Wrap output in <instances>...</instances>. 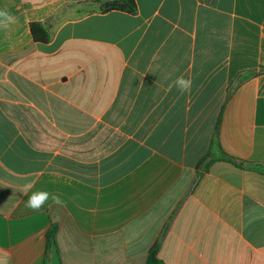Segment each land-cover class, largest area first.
Returning a JSON list of instances; mask_svg holds the SVG:
<instances>
[{"label":"crops","instance_id":"crops-1","mask_svg":"<svg viewBox=\"0 0 264 264\" xmlns=\"http://www.w3.org/2000/svg\"><path fill=\"white\" fill-rule=\"evenodd\" d=\"M91 1L0 0V264H264V0Z\"/></svg>","mask_w":264,"mask_h":264},{"label":"trees","instance_id":"trees-1","mask_svg":"<svg viewBox=\"0 0 264 264\" xmlns=\"http://www.w3.org/2000/svg\"><path fill=\"white\" fill-rule=\"evenodd\" d=\"M85 5L90 8H92L94 5H98L99 10L103 12L108 10H119L129 14H134L136 11V5L134 0H110L109 2L104 4L101 3V0H95L91 2H86ZM29 31L34 42H38V43L48 42L49 40L48 29L45 27L44 24L40 22H32L29 24ZM216 131L217 129L215 130V132ZM215 148L216 146L214 140H212L207 157L210 156V154ZM205 159L206 158H204L201 161V165H203L204 170L207 169V166L209 164V163L207 164L205 163ZM220 159L234 164L233 160L225 155L222 156ZM55 234H56L55 227H53L49 232H47L46 247L51 248L53 245H55ZM144 264H163L162 260L157 256V245H154L149 250Z\"/></svg>","mask_w":264,"mask_h":264},{"label":"clouds","instance_id":"clouds-1","mask_svg":"<svg viewBox=\"0 0 264 264\" xmlns=\"http://www.w3.org/2000/svg\"><path fill=\"white\" fill-rule=\"evenodd\" d=\"M17 23V18L12 15L7 8H0V29L7 31L12 25ZM191 86V79H186L181 75L168 86V90L170 91L174 87L180 94L190 93ZM33 187L34 182L27 183L22 189V193L27 195ZM49 199L57 205H62L64 203L59 195L49 193L48 191H34L28 196L25 206L33 212H39L45 207Z\"/></svg>","mask_w":264,"mask_h":264},{"label":"rangeland","instance_id":"rangeland-1","mask_svg":"<svg viewBox=\"0 0 264 264\" xmlns=\"http://www.w3.org/2000/svg\"><path fill=\"white\" fill-rule=\"evenodd\" d=\"M110 0H106V1H101V3H107V2H109ZM98 5H94L92 8H95V7H97Z\"/></svg>","mask_w":264,"mask_h":264}]
</instances>
